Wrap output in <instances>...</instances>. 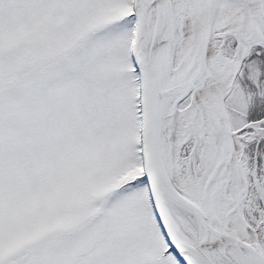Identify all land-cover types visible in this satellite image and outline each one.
Segmentation results:
<instances>
[{
  "label": "snow or ice",
  "instance_id": "obj_1",
  "mask_svg": "<svg viewBox=\"0 0 264 264\" xmlns=\"http://www.w3.org/2000/svg\"><path fill=\"white\" fill-rule=\"evenodd\" d=\"M0 264H264V0H0Z\"/></svg>",
  "mask_w": 264,
  "mask_h": 264
}]
</instances>
